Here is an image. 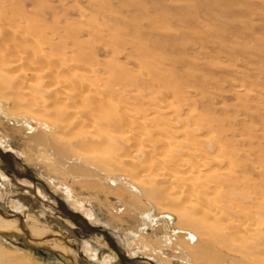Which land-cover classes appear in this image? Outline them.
<instances>
[{
    "label": "bare ground",
    "instance_id": "bare-ground-1",
    "mask_svg": "<svg viewBox=\"0 0 264 264\" xmlns=\"http://www.w3.org/2000/svg\"><path fill=\"white\" fill-rule=\"evenodd\" d=\"M26 18L25 21H19L22 18L18 21H0V109L3 100L7 101L10 104L6 111L8 116L32 118L37 125H41L42 129L35 133L30 131V137L34 145L42 146V153H53L58 163L55 165L56 172L74 180L80 177L86 184L93 180L98 184L106 174L124 173L129 182L135 179L141 193L153 200L159 209L168 208L177 216L175 227L179 232H185L187 240L171 243L170 248L176 250L178 255L183 254L184 257L188 256L186 260L192 258L196 262L210 260L209 264L245 262L243 257L228 258L218 253L210 240L213 237L231 246L229 244L238 238L235 234L238 230L236 223L232 221L238 218L230 221L228 218L235 215H227H231L230 211L250 215L253 210L262 214L264 210L258 208H264V205L259 195L263 197L264 194L256 190V182L247 185L239 181L240 176H234V172H227L235 161L226 151L227 148L225 150L226 140L222 136L225 130L220 126L221 122L208 114L198 116V105L192 101L193 97L198 96L197 82L187 79L189 73H185L183 68H175L173 52L166 57L155 54L154 46L149 48L148 45L132 43L129 47L132 53H124L127 48L120 45L123 44L121 35L113 34V28L104 31L96 20L72 23L26 21ZM124 28L127 30L128 24ZM119 54H123L125 61L130 58L132 65L139 69L138 74L129 72L132 68H124L127 64L121 67L126 62H121L120 58L117 60ZM168 64L173 68L163 69ZM79 129L85 132L80 136L79 132L73 135V130ZM101 150L108 156H99ZM76 159L86 168L78 165V162L77 165L70 164ZM97 174L96 178H92ZM244 177L249 176L246 173ZM113 178H110L111 181ZM225 193L233 198L237 195L241 198L234 199V202L228 199L229 202L224 201L222 197L227 196ZM211 200L229 204H209ZM130 201L138 202L134 197ZM193 201L195 203H191ZM213 215L228 220L223 222L225 226L221 225L224 228L219 221L218 224L213 223L217 219L213 221ZM18 224V219L0 218L1 227H17ZM25 225L29 227L30 234L55 235L53 230L28 222ZM227 228V232L222 230ZM241 230H238L239 233ZM243 239L241 237L240 240ZM250 239L254 241L248 244L246 239L245 254L250 259H264V230H258ZM46 240L57 246L53 247L57 252L62 253L58 249L60 247L66 255L71 253L69 246L55 237L49 236ZM103 243L108 246L104 239ZM0 264L22 262L16 255L0 252Z\"/></svg>",
    "mask_w": 264,
    "mask_h": 264
},
{
    "label": "rangeland",
    "instance_id": "rangeland-1",
    "mask_svg": "<svg viewBox=\"0 0 264 264\" xmlns=\"http://www.w3.org/2000/svg\"><path fill=\"white\" fill-rule=\"evenodd\" d=\"M0 14L3 15H0V21H18L21 18L19 21H25L26 17V21H71L72 23L96 20L101 26L99 28L104 31L113 28V34L121 35L123 44H119L127 48L124 53H132V50L129 51L132 43L148 45L149 48L154 46L155 54L159 53L166 57L173 52L171 54L175 57L173 58L175 68L177 70L183 68L185 73H189L187 79H194L197 82L198 96L191 98L198 105L197 112L201 114L198 116L205 117L204 114H208L221 122L220 126L225 130L222 135L225 137L224 141H228H225V150L227 148L226 151L235 161L227 172L231 174L234 172L233 175L240 176L239 181L247 185L256 182L258 186L256 190L264 194L262 171L264 170L262 167L264 166V0H0ZM124 23L128 24L129 30H126L127 27L124 28ZM119 55L117 60L119 61L120 58L121 62L125 61L123 54ZM128 60L121 64V67L127 64L124 68L127 70L132 68L129 72L138 74L139 69ZM165 68L169 70L173 67L168 64L163 67ZM9 106L10 104L3 100L2 110L0 109V147L14 155L18 169L30 170L46 183V187L16 177L2 168L3 162L0 159V218L18 219L19 223L17 227L11 228L0 226V252L20 257L22 264H122L116 253L103 243L100 234L84 233L59 211L55 197L47 191L49 189L63 199L72 210L88 219L92 225L100 226L110 232L126 255L132 258V262L127 264L210 263V260L209 262L198 260L197 263L192 258L191 261L189 259L187 261L188 256L178 255L176 250L170 248L171 243H176L177 240L187 242L185 232H179L176 228L177 216L168 208L159 209L153 200L141 193L135 179L130 180L134 183L132 184L127 176L120 172L121 174L115 175L106 174L104 180H97L98 184L94 180L86 184L84 180L81 181L82 178L80 180V177L79 180L78 178L74 180L57 173L55 165L58 163L53 153L51 151L42 153L44 152L42 146L34 145L31 140L30 131L35 133L42 129L41 125H37L32 118L8 116L6 111ZM231 122L234 123L231 125ZM73 131L75 133L73 135L79 132V136L85 132L84 129ZM231 141H233L232 147ZM27 143L33 144L31 146ZM142 146L143 143L140 147ZM45 154L50 155L48 157L52 158V163ZM98 155L105 157L108 153L101 150ZM254 159L257 160L255 163ZM76 160H72L70 164L77 165L78 162V165L86 168L85 164ZM246 173L249 177H244ZM99 174L104 175L102 172ZM99 174L92 178H96ZM110 178H113L112 181ZM225 194L227 196L222 197L224 201L234 202L241 198L238 195L233 198L228 193ZM131 197L138 202L136 204L131 202ZM259 198L263 200L264 205V196L259 195ZM241 201L246 202L244 199ZM208 203L220 205L227 202L211 200ZM258 210L264 208L259 206ZM256 212L253 210V214L249 215L230 211L231 215L227 216H235L228 219L232 221L238 218L237 222L236 220L232 222L236 223L235 227L238 230L242 229L243 232L242 230L240 233L238 230L235 232L238 238L229 244L231 246L212 237L210 241L213 249L228 258L243 257L245 262L241 264H264L263 258L250 259L245 254L246 239L249 244L254 241L253 239L251 241L250 237L254 236L255 232L264 230V211L262 214ZM216 217V215L212 216L213 221ZM217 219L213 223L218 224L219 221L220 226L228 221L224 217ZM27 222L36 227L53 230L55 235L30 234L29 227L25 225ZM238 222L242 225L237 224ZM223 225L225 226V223ZM222 230L227 232L229 229ZM49 236L69 246L71 253L66 255L60 247L58 249H61L62 253L57 252L53 248L57 246L46 240ZM241 237L247 238L243 241L240 240ZM260 240L263 241V238ZM236 249L237 251H234Z\"/></svg>",
    "mask_w": 264,
    "mask_h": 264
},
{
    "label": "water",
    "instance_id": "water-1",
    "mask_svg": "<svg viewBox=\"0 0 264 264\" xmlns=\"http://www.w3.org/2000/svg\"><path fill=\"white\" fill-rule=\"evenodd\" d=\"M0 159L3 162L1 165L2 168L13 173L16 177L27 179L33 183H40L46 187V183L39 177L35 176L30 170L23 171L18 169L14 162V155L10 151L4 150L2 147H0ZM47 191L55 197L59 211L63 213L77 228L81 229L86 234H100L108 243V246L116 253L122 264L132 262V258L126 255L123 248L118 244L110 232L104 230L100 226L92 225L82 214L72 210L63 199L56 196L49 189H47Z\"/></svg>",
    "mask_w": 264,
    "mask_h": 264
}]
</instances>
